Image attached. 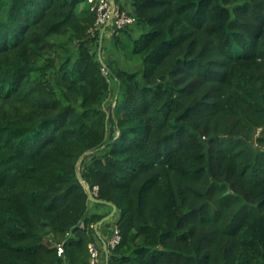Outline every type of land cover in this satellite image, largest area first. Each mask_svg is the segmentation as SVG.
Returning a JSON list of instances; mask_svg holds the SVG:
<instances>
[{"label": "trees", "instance_id": "trees-1", "mask_svg": "<svg viewBox=\"0 0 264 264\" xmlns=\"http://www.w3.org/2000/svg\"><path fill=\"white\" fill-rule=\"evenodd\" d=\"M115 1L105 68L88 0H0V264H89L86 185L108 264H264V0Z\"/></svg>", "mask_w": 264, "mask_h": 264}, {"label": "built area", "instance_id": "built-area-1", "mask_svg": "<svg viewBox=\"0 0 264 264\" xmlns=\"http://www.w3.org/2000/svg\"><path fill=\"white\" fill-rule=\"evenodd\" d=\"M90 9L96 13V21L91 32L96 30H103L110 27L111 33L120 30L126 25L132 24L136 21L135 16L122 10L118 5L114 8L112 0H88ZM98 190V187H95ZM83 226V224H81ZM121 241V234L118 227H114L111 237L107 244L108 248L115 247ZM103 247L95 244H89L90 262L89 264H103ZM64 248L62 245L58 246V254L62 255Z\"/></svg>", "mask_w": 264, "mask_h": 264}, {"label": "water", "instance_id": "water-1", "mask_svg": "<svg viewBox=\"0 0 264 264\" xmlns=\"http://www.w3.org/2000/svg\"><path fill=\"white\" fill-rule=\"evenodd\" d=\"M113 1V5H114V8L117 7V3L115 0H112ZM107 28V27H106ZM103 38H104V31H102L101 33V38H100V48H99V55H100V59H101V62H102V65L107 68V65L106 63L104 62L102 56H101V53H102V47H103ZM79 168H80V163H79ZM80 178L82 179L83 183H84V180H83V177L80 175ZM86 188H87V192L89 194V197L92 201L94 202H100V203H107L109 205H111L113 207L112 211L106 215L105 217H103L96 225H95V228L97 229L99 227L100 224L106 222V221H109L111 220L115 214L117 213L118 211V206L113 203V202H110V201H106V200H102L100 198L97 197V195L91 190V188L89 186L86 185ZM102 243H103V249L105 251V254H106V264H108V261H109V248H108V244H107V241L105 240H102Z\"/></svg>", "mask_w": 264, "mask_h": 264}, {"label": "crops", "instance_id": "crops-1", "mask_svg": "<svg viewBox=\"0 0 264 264\" xmlns=\"http://www.w3.org/2000/svg\"><path fill=\"white\" fill-rule=\"evenodd\" d=\"M102 31H104V33H106L108 36H109V34H111L110 27H107V28L103 29ZM114 227H115V225H103V223H102L97 228V232H98V234L102 240H105L108 242L109 238L112 235ZM102 247H103V243H102ZM105 260H106V254H105Z\"/></svg>", "mask_w": 264, "mask_h": 264}, {"label": "rangeland", "instance_id": "rangeland-1", "mask_svg": "<svg viewBox=\"0 0 264 264\" xmlns=\"http://www.w3.org/2000/svg\"><path fill=\"white\" fill-rule=\"evenodd\" d=\"M126 1H129V0H126ZM111 34H109V36H110ZM79 163H81V160H80V162Z\"/></svg>", "mask_w": 264, "mask_h": 264}]
</instances>
